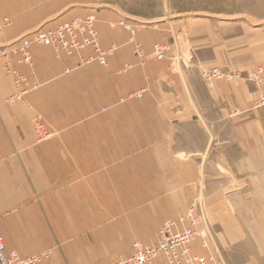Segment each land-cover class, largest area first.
Listing matches in <instances>:
<instances>
[{
  "label": "crops",
  "instance_id": "crops-1",
  "mask_svg": "<svg viewBox=\"0 0 264 264\" xmlns=\"http://www.w3.org/2000/svg\"><path fill=\"white\" fill-rule=\"evenodd\" d=\"M104 4L0 0V22L9 20L0 45L91 11L102 18L103 47L121 45L108 66H79L75 56L34 46L32 65L15 63L35 83L23 104L6 101L14 86L0 63V235L7 249L22 256L63 251L69 264H99L129 256L136 239L154 242L166 221L193 204L206 219L219 204V220L261 219L254 213L264 204V132L241 133L242 146L232 151L233 124L242 117L231 113L248 109L256 92L224 80L211 89L196 85L191 70L176 72L163 61L140 64L130 32L110 23L144 26L135 40L146 52L173 38L172 25H143L121 18L114 4L97 7ZM143 88L142 97L132 96ZM261 114L252 118L264 128ZM35 115L56 131L52 139L37 141ZM220 172L223 185L211 174Z\"/></svg>",
  "mask_w": 264,
  "mask_h": 264
},
{
  "label": "rangeland",
  "instance_id": "rangeland-1",
  "mask_svg": "<svg viewBox=\"0 0 264 264\" xmlns=\"http://www.w3.org/2000/svg\"><path fill=\"white\" fill-rule=\"evenodd\" d=\"M108 3L114 4L116 8L120 9L119 14L121 18L126 17L134 22L148 26L161 21H167L172 25L171 32L173 33V38L168 42H155L150 52H146L141 44L135 40L136 43L140 44L141 54L136 52L135 42L131 39L132 34L128 30L131 35L130 43L133 45V52L140 64L152 59L156 62H166L170 70L176 72L182 71L183 68L187 71L191 70L193 82L201 86L204 84L209 89L214 86L208 84L203 74L204 72L212 73L214 69H219L222 73L234 77L231 79L226 76L219 77L215 78L214 82L224 80L230 83H242L243 85L249 86L251 91L256 92L255 99L248 106V109L234 107L231 113L234 120L242 117L237 121L239 123L234 122L233 124L232 151L234 155H236L237 151L239 152L242 146L238 135L246 131L249 134L264 132V128L260 122H256L254 120L255 118H252L257 113L264 111V105L256 104L261 93H264V85H258L255 81L249 79L250 73L255 72L260 67L264 68V0H105L104 5L97 7L110 8L112 5H108ZM88 14L97 16V25L102 21V18L98 17V12L91 11ZM156 14L161 16L160 19L149 20L150 16ZM121 18L118 17L117 20ZM118 22L110 23V25L112 26L115 23L113 27L119 26ZM133 25L137 29L144 27ZM43 28L45 27L40 29ZM156 43H163L168 46L167 55L162 60L157 59L154 54V46ZM8 44L0 45V54L3 46ZM100 45L103 49L111 46L103 47L101 38ZM116 45L118 46L117 51L121 45ZM55 54L57 57L62 55L68 56L66 54L58 55L56 52ZM0 63L2 65L1 61ZM94 65L99 64L94 63ZM132 66V64H127L125 65V69L128 70ZM238 74L240 75L239 77H237ZM33 87L35 88V83ZM132 96L136 97L134 93H132ZM26 97L20 104L25 103ZM261 115L264 118V115ZM36 116L41 117L40 115H35L33 118ZM41 119L44 121L42 117ZM45 124L47 125L46 122ZM50 130L54 131L52 129ZM54 132L56 135V131ZM253 141L252 138L249 140L250 143ZM211 174L214 175L213 179L215 182L223 185L224 175L226 173ZM231 174L233 173H227L228 176ZM230 181L231 179L229 183H231ZM190 206L194 207L195 211H198L196 208L197 206L199 207L198 204ZM190 206L188 210L191 208ZM230 206L229 213H233L232 215L235 217L236 211ZM256 206L257 211L254 214L260 215L262 218L259 220L245 221L243 224L242 221L236 220L235 218L233 220L229 219L228 222L226 220H219L218 213L221 210L217 208L223 207V205H215L213 215L217 217L209 214L206 219L213 246L211 245L209 249H204L207 252L215 253L218 259L224 264H264V204H257ZM246 223L249 226H246ZM102 238L107 240L110 237L105 236ZM137 240L141 241V239H136L133 243ZM201 251L204 252V250ZM48 253L49 256L43 259V261L45 260L44 262L42 261L43 264H69V258L65 252L55 253L49 251ZM161 260L164 261L163 264H168L163 256H158L150 264H155V262Z\"/></svg>",
  "mask_w": 264,
  "mask_h": 264
},
{
  "label": "built area",
  "instance_id": "built-area-1",
  "mask_svg": "<svg viewBox=\"0 0 264 264\" xmlns=\"http://www.w3.org/2000/svg\"><path fill=\"white\" fill-rule=\"evenodd\" d=\"M5 18L0 22L1 26L8 23ZM97 16L86 14L73 17L54 27L38 29L20 38L19 40L3 46L0 61L3 69L12 76L14 91L7 101L11 104L23 102L26 95L34 88V83L28 74L21 72L15 63L32 65V49L34 46H47L55 50L58 55L66 54L75 56L79 66L97 63L102 66L108 65L109 57L116 51L118 46L111 44L107 49L100 45L99 31L97 29ZM115 24V23H114ZM112 24V26H114ZM118 25L129 30L132 40L135 42V30L137 29L130 21L122 19ZM136 52L141 54L140 44L135 42ZM168 46L156 43L154 54L157 59L166 57ZM208 84L212 86L215 78H233L229 74L214 69L212 73L204 72ZM240 75L238 74L237 77ZM249 79L258 85H264V68L260 67L249 74ZM146 89L134 92L136 97H142ZM257 105H264V93L258 98ZM33 128L38 142L51 139L55 132L51 131L41 117L33 118ZM200 245L209 249L212 244L211 233L208 229L206 217L202 212L195 211L191 207L186 213L176 220H168L163 224L153 243H144L137 240L133 243L132 253L124 258L99 264H150L158 256H163L168 264H224L215 253H196L194 246ZM49 251L31 256H22L17 251L7 249L4 237L0 235V264H42L44 258L49 256Z\"/></svg>",
  "mask_w": 264,
  "mask_h": 264
},
{
  "label": "bare ground",
  "instance_id": "bare-ground-1",
  "mask_svg": "<svg viewBox=\"0 0 264 264\" xmlns=\"http://www.w3.org/2000/svg\"><path fill=\"white\" fill-rule=\"evenodd\" d=\"M214 85V83L212 84V86Z\"/></svg>",
  "mask_w": 264,
  "mask_h": 264
}]
</instances>
